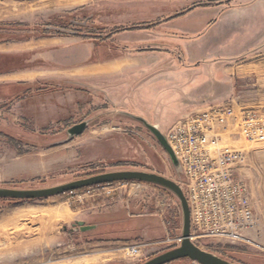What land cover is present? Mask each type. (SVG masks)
Listing matches in <instances>:
<instances>
[{"label": "rangeland", "instance_id": "obj_1", "mask_svg": "<svg viewBox=\"0 0 264 264\" xmlns=\"http://www.w3.org/2000/svg\"><path fill=\"white\" fill-rule=\"evenodd\" d=\"M83 1L0 0V45L42 35L94 41L102 58L118 54L125 42L123 36L112 34L123 27L107 30L100 23L101 0ZM219 2L253 10L238 15L234 23L227 18L228 22L217 27L202 29L197 39L204 40L191 48L200 54L199 62L185 59V65H173L174 71L185 66L184 72L191 77L205 76L206 101L199 109L214 104H235L237 111L239 106L264 109V0H185V13L194 7L213 11ZM91 13L100 22L93 21ZM184 19L185 26L193 25L190 18ZM171 42L173 46L177 43ZM147 59L131 75L77 74L70 82H61L56 97L60 107L55 114L47 110L49 98L34 106L31 97L13 96L1 89L0 187L45 188L122 168L157 173L182 183L184 178L142 121H158V113L147 100L149 80L172 65H155ZM0 63L6 66L9 62ZM220 75L233 78V93ZM8 77L0 75V84ZM45 88H49L47 83ZM29 104L47 110L40 121L32 123L27 118L25 105ZM84 121H88L85 131L69 137L68 128ZM169 128L160 130L166 134ZM221 136L223 144L245 153L237 172L250 188L255 214L262 223L251 243L223 242L204 250L235 264H264V143L246 140L234 127ZM141 187L127 186L110 193L84 188L23 201L0 199V264H141L175 247L183 225L179 199L154 184ZM143 218L152 219L148 226L154 225L155 232L152 228L149 234L145 228L136 231L138 219ZM76 221L97 228L81 231L74 226ZM118 238L129 240L124 243ZM132 242L148 244L141 256L124 255L123 245ZM169 264L199 263L185 258Z\"/></svg>", "mask_w": 264, "mask_h": 264}, {"label": "crops", "instance_id": "obj_2", "mask_svg": "<svg viewBox=\"0 0 264 264\" xmlns=\"http://www.w3.org/2000/svg\"><path fill=\"white\" fill-rule=\"evenodd\" d=\"M184 5L185 0H101L99 5L101 22L99 16L95 20L94 13H91V19L102 23L107 30L116 26L123 27L124 30H117V34L112 35L123 36L122 41L125 42L118 47L120 48L118 54L103 58L99 56V50L96 49L98 46L94 41L38 35L28 40L0 45V62L2 60L9 62L6 66L0 63V75L9 76L0 84V91L1 89L10 91V95L13 96L31 97L30 104L34 106L38 102L44 103L49 98L50 105L47 110L55 114L60 107V101H57L56 97L60 96L61 82H70L77 74L103 78L131 75L136 73V66L144 64V59L148 58L151 64L172 65L149 80L150 91L147 98L153 111L159 116L158 121L152 124L160 128L171 127L186 113L199 109L206 101L205 76L191 77V74L184 72L185 66L174 71L173 65L179 63L185 65V59L188 63L199 62L200 54L194 53L191 48L204 40L197 39L202 29L217 27L222 22H228L227 18L230 23H234L238 15L251 13L253 10L248 7L245 9H239L238 6L227 7L219 2L216 4L217 9L214 7L213 11H209L210 7L208 9L194 7L185 13ZM184 18L188 21L191 19L193 25L185 26ZM185 37L188 39L186 43ZM171 41L177 42L175 46ZM220 76L223 83L227 84L229 93H233V78ZM46 83L49 85L48 89L45 88ZM195 88L198 89L197 92ZM30 104L25 105L27 118L32 123L34 120L40 121L47 110H39ZM34 112L38 113L35 117ZM137 222L139 227H135L136 231L138 228L141 230L145 228L146 234H149L148 230L152 228L151 231L155 232L154 225L148 226L152 219L143 218ZM261 223L260 221V225ZM133 231L135 230L131 232ZM118 239L124 240V243L129 240Z\"/></svg>", "mask_w": 264, "mask_h": 264}, {"label": "built area", "instance_id": "obj_3", "mask_svg": "<svg viewBox=\"0 0 264 264\" xmlns=\"http://www.w3.org/2000/svg\"><path fill=\"white\" fill-rule=\"evenodd\" d=\"M235 108V104H214L196 109L178 119L165 134L184 174L181 185L190 208V239L203 250L223 242L251 243L252 235L259 230L250 188L237 172L245 153L223 144L221 135L234 127L246 140L264 143V109ZM144 185L117 181L86 188L89 192L110 193L127 186L142 189ZM182 239L181 235L175 239L176 246ZM146 246L132 242L122 250L126 257L133 258L141 256Z\"/></svg>", "mask_w": 264, "mask_h": 264}, {"label": "water", "instance_id": "obj_4", "mask_svg": "<svg viewBox=\"0 0 264 264\" xmlns=\"http://www.w3.org/2000/svg\"><path fill=\"white\" fill-rule=\"evenodd\" d=\"M144 125L151 131L155 136V139L163 147L164 151L169 155L171 162L173 163L182 177L184 176L182 166L177 158L175 151H173L169 144L166 135L160 130L155 124L146 122L142 119ZM88 126V121H84L73 125L68 128L69 137H74L82 134L85 128ZM184 178V177H183ZM117 181H139L149 184H154L165 188L172 192L178 199L182 209L183 225H182V242L178 246L167 249L160 252L149 259L145 260L141 264H169L173 261L188 258L199 264H235L231 263L215 253L201 249L190 239L191 232V218L190 208L184 193L182 190L181 183L176 182L170 178H166L164 175L146 172L135 169H121L108 172H101L98 174H92L90 176L69 181L63 184L45 187V188H34V189H20V188H4L0 187V199L8 200H34L48 198L51 196L63 194L66 192L83 189L89 186L112 183ZM74 226H78L81 231H89L97 228L96 224H86L85 221H76Z\"/></svg>", "mask_w": 264, "mask_h": 264}, {"label": "bare ground", "instance_id": "obj_5", "mask_svg": "<svg viewBox=\"0 0 264 264\" xmlns=\"http://www.w3.org/2000/svg\"><path fill=\"white\" fill-rule=\"evenodd\" d=\"M102 69V68H101Z\"/></svg>", "mask_w": 264, "mask_h": 264}]
</instances>
